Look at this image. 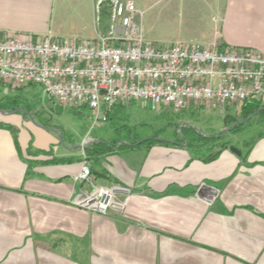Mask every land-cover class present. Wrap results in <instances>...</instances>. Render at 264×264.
<instances>
[{
	"label": "crops",
	"instance_id": "1",
	"mask_svg": "<svg viewBox=\"0 0 264 264\" xmlns=\"http://www.w3.org/2000/svg\"><path fill=\"white\" fill-rule=\"evenodd\" d=\"M48 1L0 0V37L40 32L74 37L69 42L76 43L97 38L100 19H93L87 2L72 16L68 7L57 12L69 29L45 23L31 31L34 21L50 18ZM244 1L229 0L224 8L204 0L207 10L200 20L181 22L170 45L218 41L221 47L264 54V0L254 10ZM229 13L237 22L230 21L222 35V23H215H226ZM257 100L262 108L264 101ZM246 105L228 106L234 110L224 115L227 134L204 135L226 136L209 160L182 142L197 132L190 122H180L169 138L154 131L167 143L90 150L114 135L65 141L13 107H0V264H264V130L233 140L251 122H264L258 110L246 115ZM84 156L91 174L82 184L74 176ZM98 186L115 188L106 214L72 203L81 189Z\"/></svg>",
	"mask_w": 264,
	"mask_h": 264
},
{
	"label": "built area",
	"instance_id": "2",
	"mask_svg": "<svg viewBox=\"0 0 264 264\" xmlns=\"http://www.w3.org/2000/svg\"><path fill=\"white\" fill-rule=\"evenodd\" d=\"M105 4L108 30L86 43L62 42L50 34L0 37V81L40 85L56 103L87 107L95 112L94 121L103 122L126 100L178 113L194 103L223 107L264 94V54L214 43L157 47L145 40L135 19V0H97L96 13ZM90 174L84 156L74 180L88 183ZM114 196V187L98 186L81 189L72 203L104 215Z\"/></svg>",
	"mask_w": 264,
	"mask_h": 264
},
{
	"label": "rangeland",
	"instance_id": "3",
	"mask_svg": "<svg viewBox=\"0 0 264 264\" xmlns=\"http://www.w3.org/2000/svg\"><path fill=\"white\" fill-rule=\"evenodd\" d=\"M206 1L210 4H215L216 0ZM260 1L261 0H247L244 2L247 3L246 6L249 7L250 10H254L256 2ZM86 2L92 6L93 19L97 15L100 19L97 25L100 31L99 34H105L110 24V12L107 8L108 5L105 4L106 7L103 5L101 12L96 13V0H49L48 10L50 18L47 19V22L43 21L42 23L40 21H34L31 31L39 30V27L44 26L45 23L48 27L51 25L56 27L61 25L64 29H69L68 26H64V24L67 23H60V19L57 18V12L60 11L61 8L68 7L67 10L70 16H72L74 12H76V6ZM228 2L229 0H217V3H222L224 8ZM135 6L138 9V14H136L135 19H137V22L141 25L145 40L157 47H168L171 40L174 39L173 37L175 36L176 29L180 27L181 22L183 26H185L183 22H194L196 24L198 20H200V16L207 10L204 0H135ZM105 9H107L108 15L104 12ZM52 12L53 15L51 20ZM231 18L229 13L226 18V23L221 22L219 19L216 20V25L219 24L220 26L222 23V35L227 29L226 25L230 23V21L234 23L237 22V19L234 18L231 20ZM211 22L214 23L212 20ZM50 32L54 33L52 30H50ZM234 32L237 33L238 31L235 30ZM31 34L39 35L40 32H23L20 33V38ZM55 35L62 42H69L74 38L60 34ZM86 42L87 41L81 38L77 41V43ZM179 43L183 45L200 44L198 41L194 40H183L182 42L179 41ZM213 43L216 47L221 48L218 41H213ZM254 99H261L264 101V94ZM0 104L13 107L15 110H18L20 115L22 114L26 119L28 118L30 120L29 122L33 125L56 132V134L65 141L69 139L79 141L84 136H116L115 129L117 127H119L118 130L121 135H124L125 131L130 130L132 133L138 134V136L148 133H154L152 135L154 136L158 134L155 132L159 131L161 138H169L172 132L175 131V127H180V122H190L192 127L195 128L199 134L206 135L211 133L217 135L225 130L224 115L234 110L228 107L232 105L229 103L226 104L227 107L224 106L225 109L220 105L205 103L203 108L197 107L195 111L189 110L184 113L176 114L164 106L159 107V109H152L150 104L145 101L126 100L123 106L111 110V112H113L110 119L107 121H94L95 112L93 110L83 106H62L49 98L40 85L29 84L26 86H15L4 83H0ZM263 130V121L251 122L243 129L238 130L233 140L248 139L255 132ZM223 133L227 134L228 132L224 131ZM225 139L226 136H223L220 141L227 143ZM234 144L237 143L234 142ZM92 188L93 187L90 189Z\"/></svg>",
	"mask_w": 264,
	"mask_h": 264
},
{
	"label": "trees",
	"instance_id": "4",
	"mask_svg": "<svg viewBox=\"0 0 264 264\" xmlns=\"http://www.w3.org/2000/svg\"><path fill=\"white\" fill-rule=\"evenodd\" d=\"M104 12L107 14V10H105ZM221 48H223V47H221ZM224 48H226V47H224ZM259 103H260V101L257 99L247 100V101L243 102L242 104H247L246 106H244V108L246 110L243 112L246 115H248V114H251L252 112H255L256 110H258L257 114L264 115V106H262V108H260ZM121 105H123V103H117V104H115V106L112 109L114 110L116 107H120ZM5 106L6 105L0 104V107H5ZM112 112L110 111V113L108 114V119H110ZM239 124H241V123H238V125ZM236 128H238L237 124L234 125V127L231 130H235ZM118 129H119V127L116 128V130H117L116 136H114V137H112L106 141L97 142L96 146L90 150H96L99 148L109 149V147H111V148L112 147L135 148V147H142L144 145H150L154 142L167 143L164 140H158L157 139L158 134L142 139V136H138V134L132 133V131H130V130L125 131V134L121 135L119 133ZM221 137H222L221 135L204 136V135H200L197 132L192 131V136L183 137L181 140H182V142H186V146L193 152L194 155L199 156V157L203 156L204 159L209 160V159L214 158L218 154V151L220 150L219 147L224 146L226 144V143L220 141ZM94 148H96V149H94ZM56 161H57L56 159L53 160V162H56Z\"/></svg>",
	"mask_w": 264,
	"mask_h": 264
},
{
	"label": "water",
	"instance_id": "5",
	"mask_svg": "<svg viewBox=\"0 0 264 264\" xmlns=\"http://www.w3.org/2000/svg\"><path fill=\"white\" fill-rule=\"evenodd\" d=\"M233 151H235L236 153H240L238 150H236L235 148H231Z\"/></svg>",
	"mask_w": 264,
	"mask_h": 264
},
{
	"label": "bare ground",
	"instance_id": "6",
	"mask_svg": "<svg viewBox=\"0 0 264 264\" xmlns=\"http://www.w3.org/2000/svg\"><path fill=\"white\" fill-rule=\"evenodd\" d=\"M200 104H201V103H200ZM202 104H205V103L202 102ZM241 104H242V103H241ZM225 105H226V104H225ZM185 109H187V108H185ZM181 110H184V109H181ZM181 110H180V111H181ZM180 111H179V112H180Z\"/></svg>",
	"mask_w": 264,
	"mask_h": 264
}]
</instances>
